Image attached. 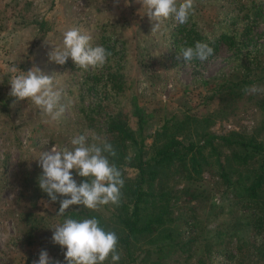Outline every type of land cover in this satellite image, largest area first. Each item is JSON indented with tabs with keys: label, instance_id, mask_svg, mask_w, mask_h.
<instances>
[{
	"label": "trees",
	"instance_id": "1",
	"mask_svg": "<svg viewBox=\"0 0 264 264\" xmlns=\"http://www.w3.org/2000/svg\"><path fill=\"white\" fill-rule=\"evenodd\" d=\"M228 2L231 13L226 26L220 22L216 40L208 44L214 51L223 44L240 62V68L235 78L211 88L215 108L172 115L150 134L144 130L149 114L134 102L129 109L109 103L108 108L103 104L82 108L80 118L87 128L94 129L103 115L104 127L98 128L96 137L106 138L117 153L109 160L124 179L120 204L101 205L95 210L72 205L58 216L59 200L66 197L57 194V201L50 202L38 185L41 167L23 170L19 174L20 192L28 206L18 212L17 221L23 225L26 244L48 225L33 211L36 201L44 199L55 207L51 217L56 226L69 217H95L105 230L114 231L121 252L117 264H213L216 256L234 264H264V91H244L252 85L264 89V64L252 52L256 50L255 27L263 18L264 8L257 0ZM23 5L28 6L23 21L45 34L49 21L31 12V2ZM175 27L171 33L175 48L204 42L194 27ZM104 48L110 49L108 44ZM106 81L105 96L107 91L111 96L124 91L119 72L109 73ZM9 92L4 94V107L15 100ZM240 100L258 111L254 127L249 132H211L209 127L215 119L232 114ZM93 142L99 143L96 139ZM71 171L77 182L86 179ZM204 175L212 180L210 185L204 184ZM214 191L220 193L217 202H212ZM48 247L54 260L66 264V248L52 240ZM104 264H113L111 257Z\"/></svg>",
	"mask_w": 264,
	"mask_h": 264
},
{
	"label": "rangeland",
	"instance_id": "2",
	"mask_svg": "<svg viewBox=\"0 0 264 264\" xmlns=\"http://www.w3.org/2000/svg\"><path fill=\"white\" fill-rule=\"evenodd\" d=\"M25 2L34 6L32 13L49 21L50 29L45 34L37 33L23 21L22 14L28 7L23 5ZM126 2L52 0L49 4V0H0V264H33L42 249L53 258L48 244L52 227L56 226L51 217L55 207L49 201L38 199L33 208L47 227L36 231L31 243L23 240V225L17 221V215L27 208L28 201L21 196L19 174L39 166L37 158L41 152L54 146L57 150L71 149L70 141L77 135L83 134L88 144L94 143L98 128L104 127L103 115L94 129L87 128L81 122L82 108L94 104L106 108L109 103L129 109L130 102H134L149 114L144 130L150 134L172 115L199 114L215 108L217 102L210 97L211 88L235 78L240 68V62L223 44L206 60L183 61L179 57L181 49L172 45L171 33L176 31L178 23L169 18L163 21L159 31L151 33L155 22L149 21L142 5L136 0ZM257 2L264 8L263 0ZM224 4L226 7L222 0H195L194 12L184 26L194 27L204 42H213L221 28L219 23L226 26L231 13L228 0ZM262 16L255 27L256 50L252 52L263 65L264 9ZM73 26L90 33L93 46L109 45L111 56L103 67L89 66L85 70L75 66L71 58L63 65L49 60L48 53L54 45L62 44L63 33ZM13 65L18 72L36 67L45 74H53L55 87L63 91L61 103L66 108L58 121L51 120L30 99L3 106L4 94L11 88ZM112 72L121 74L124 91L114 96L107 91L105 96L106 76ZM258 119V111L240 100L232 114L215 119L209 129L215 134L229 130L249 132ZM204 178V184L210 185L209 176ZM219 194L213 192L212 202H217ZM213 264L234 263L216 256Z\"/></svg>",
	"mask_w": 264,
	"mask_h": 264
},
{
	"label": "clouds",
	"instance_id": "3",
	"mask_svg": "<svg viewBox=\"0 0 264 264\" xmlns=\"http://www.w3.org/2000/svg\"><path fill=\"white\" fill-rule=\"evenodd\" d=\"M119 0H114L118 3ZM126 2V0H125ZM145 9V14L152 24L151 33L160 30L164 20L174 19L178 24H185L194 12L195 0H136ZM127 3V2H126ZM90 33L73 26L63 33L61 45H54L48 53L49 60L63 65L71 58L74 65L81 69L103 67L111 52L102 45L93 46ZM214 54V48L208 43L197 41L194 46L183 47L179 53L183 61L206 60ZM10 79L9 95L14 97L13 104L30 99L34 105L48 115L51 120L58 121L66 108L61 103L62 89L55 87V77L43 73L33 67L28 71H17L13 65ZM143 87H147L144 84ZM245 92L256 93L264 91L256 85L246 87ZM99 143H87L83 134L73 137L71 149L57 150L55 146L46 152H41L37 158L42 169L38 177L39 188L47 194L50 202H56L58 195L66 197L59 200L56 213L62 216L72 205H83L95 210L101 205H119L124 179L121 170L109 157L117 155L113 145L106 139L96 137ZM86 179L77 182L73 172ZM51 240L66 248L64 259L66 264H104L109 257L113 264L121 259L117 250L118 236L114 231L105 230L100 221L95 218H66L55 227ZM33 264H61L54 260L48 252L42 249L38 260Z\"/></svg>",
	"mask_w": 264,
	"mask_h": 264
}]
</instances>
